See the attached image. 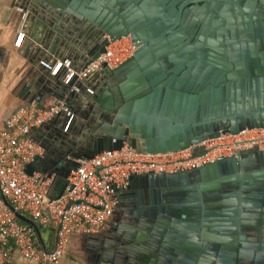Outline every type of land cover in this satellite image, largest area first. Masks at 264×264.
<instances>
[{
	"label": "water",
	"instance_id": "95a60500",
	"mask_svg": "<svg viewBox=\"0 0 264 264\" xmlns=\"http://www.w3.org/2000/svg\"><path fill=\"white\" fill-rule=\"evenodd\" d=\"M161 2L164 18L177 26L173 31H140L139 25L149 23L143 3L129 9V18H118L106 0H20L17 5L19 17L31 20L27 38L49 56L69 57L80 70L105 51L107 37L130 35L136 41L130 57L113 68L102 63L89 79L94 94L82 109L75 100L80 95L41 66L42 75L23 85L24 103L42 105L55 98L73 113L70 120L56 114L38 128L46 131L42 138L33 136L44 153L35 155L25 171L50 178L48 197L62 194L78 159L117 149L124 141L145 152H167L221 132L264 126L260 66L248 83L227 80L236 71L215 62L207 51L218 42L209 41L203 31L192 41L186 17L190 12L204 17L213 6L204 1L190 7L197 0H172L165 12ZM156 24L162 26L160 20ZM262 37L259 33L248 43L262 44ZM255 162L261 167L252 168ZM241 178L255 180L256 190L247 194L250 200L242 199L236 186ZM262 204L264 152L244 149L237 157L188 170L132 175L117 193L116 207L137 223L139 227H128L136 236L118 231L127 242L114 240L113 245L98 233L89 238L97 241L99 264H264ZM16 216L33 227L43 245L36 223Z\"/></svg>",
	"mask_w": 264,
	"mask_h": 264
},
{
	"label": "built area",
	"instance_id": "2783aa9c",
	"mask_svg": "<svg viewBox=\"0 0 264 264\" xmlns=\"http://www.w3.org/2000/svg\"><path fill=\"white\" fill-rule=\"evenodd\" d=\"M16 10L21 13L20 7ZM23 19L21 14L20 20ZM26 36L24 30H19L13 47L19 49ZM107 39L105 51L82 70L69 57L46 54L37 57L36 63L48 70L50 76L61 77L62 83L80 98L87 99L94 94L88 81L102 63L116 67L136 49V41L130 35ZM60 113L69 116V120L73 114L64 100L52 98L42 105L35 101L19 104L0 129V264H12L15 260L58 264L72 234L95 233L105 226L116 206L117 193L127 187L132 175L188 170L219 158L237 157L244 149L264 152V126L246 127L236 133L221 132L167 152H145L124 141L117 149L78 159L62 194L50 198V178L38 172L28 174L25 165L35 155L44 153L43 146L33 138L32 129ZM16 213L53 231L52 246L39 244L33 227L18 219Z\"/></svg>",
	"mask_w": 264,
	"mask_h": 264
},
{
	"label": "flooded vegetation",
	"instance_id": "af4514ba",
	"mask_svg": "<svg viewBox=\"0 0 264 264\" xmlns=\"http://www.w3.org/2000/svg\"><path fill=\"white\" fill-rule=\"evenodd\" d=\"M161 1L165 2L163 4L165 6L164 11L167 12L172 0H106V3L118 18H129L132 14L129 9H133L140 3L146 4L147 12L145 15L148 17L149 23L139 25L140 31H173L177 26L174 27L168 19L164 18L160 10ZM204 1H208L213 6L210 9L212 11L210 14L199 17L190 12L186 17V22L189 24L188 31L193 32L192 41L199 32L203 31L209 41L218 42V45L209 44L207 51L213 52L215 62L236 71V74L227 80L237 81L241 79L248 83L255 77L254 70L257 66H260L261 73L264 74V37H262V44L248 43L252 39H256L257 34H264V0H197V2L189 3L188 6L201 5ZM179 3L176 4V7ZM157 20L162 23V26L159 25L160 28L156 24ZM240 72L244 74H238ZM251 167L260 168L261 163L255 162ZM253 183H255L254 179L250 181L241 178L239 180L236 186L239 187L240 194H244L242 199L250 200L247 194L253 193V189L256 190ZM185 213L190 214L188 210ZM128 227L139 226L128 218L127 213L119 211L115 206L101 235L110 245H113L114 240L125 243L127 242L126 239L117 236L116 232L120 231L122 234L135 237V233ZM104 247L107 248V246ZM92 256L96 263L100 262L97 249H94ZM106 262L110 263L108 260ZM242 264H255V261H243Z\"/></svg>",
	"mask_w": 264,
	"mask_h": 264
},
{
	"label": "crops",
	"instance_id": "0c3cea01",
	"mask_svg": "<svg viewBox=\"0 0 264 264\" xmlns=\"http://www.w3.org/2000/svg\"><path fill=\"white\" fill-rule=\"evenodd\" d=\"M20 0H0V129L5 125L7 119L13 114L22 101V87L30 79L37 78L41 74V67L36 63V58L47 53L39 49L34 41L25 38L19 49L13 47V39L19 30L30 32L31 20H20L19 12L16 10ZM46 17V16H45ZM51 99H47L49 102ZM81 109L86 107V99L76 97L75 99ZM45 102V103H46ZM33 128L32 136L42 138V131ZM105 226L98 232L102 234ZM41 230L40 236L47 247L54 242V232L48 229ZM91 233H74L71 235L66 252L58 264H99L93 258L96 240L89 238ZM12 264H42L26 260L13 261Z\"/></svg>",
	"mask_w": 264,
	"mask_h": 264
},
{
	"label": "trees",
	"instance_id": "16d2710c",
	"mask_svg": "<svg viewBox=\"0 0 264 264\" xmlns=\"http://www.w3.org/2000/svg\"><path fill=\"white\" fill-rule=\"evenodd\" d=\"M37 227H38L39 231L42 229L40 226H37ZM43 245H46V244H43Z\"/></svg>",
	"mask_w": 264,
	"mask_h": 264
},
{
	"label": "rangeland",
	"instance_id": "374dc122",
	"mask_svg": "<svg viewBox=\"0 0 264 264\" xmlns=\"http://www.w3.org/2000/svg\"><path fill=\"white\" fill-rule=\"evenodd\" d=\"M41 231L44 233L45 231L43 229H41Z\"/></svg>",
	"mask_w": 264,
	"mask_h": 264
}]
</instances>
